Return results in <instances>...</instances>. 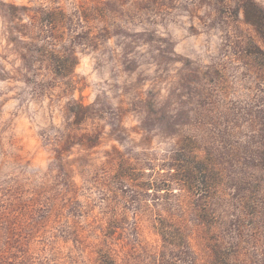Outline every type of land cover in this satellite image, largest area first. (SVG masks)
Returning <instances> with one entry per match:
<instances>
[{
    "label": "rangeland",
    "instance_id": "374dc122",
    "mask_svg": "<svg viewBox=\"0 0 264 264\" xmlns=\"http://www.w3.org/2000/svg\"><path fill=\"white\" fill-rule=\"evenodd\" d=\"M0 264H264V0H0Z\"/></svg>",
    "mask_w": 264,
    "mask_h": 264
},
{
    "label": "trees",
    "instance_id": "16d2710c",
    "mask_svg": "<svg viewBox=\"0 0 264 264\" xmlns=\"http://www.w3.org/2000/svg\"><path fill=\"white\" fill-rule=\"evenodd\" d=\"M252 16L253 17H251L250 22H252V23H254L256 25H261L262 24L263 20L260 17V13L259 12L258 13L257 12L253 13Z\"/></svg>",
    "mask_w": 264,
    "mask_h": 264
}]
</instances>
